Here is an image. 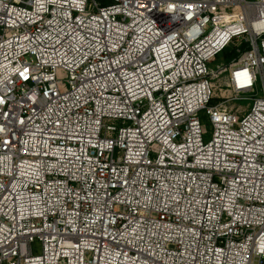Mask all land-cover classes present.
Segmentation results:
<instances>
[{
  "label": "built area",
  "instance_id": "obj_1",
  "mask_svg": "<svg viewBox=\"0 0 264 264\" xmlns=\"http://www.w3.org/2000/svg\"><path fill=\"white\" fill-rule=\"evenodd\" d=\"M0 264H264V0H0Z\"/></svg>",
  "mask_w": 264,
  "mask_h": 264
},
{
  "label": "rangeland",
  "instance_id": "obj_2",
  "mask_svg": "<svg viewBox=\"0 0 264 264\" xmlns=\"http://www.w3.org/2000/svg\"><path fill=\"white\" fill-rule=\"evenodd\" d=\"M98 2H104L105 0H97ZM240 47L239 42L235 43L234 45H231L229 49L227 50L226 54H229L233 52L234 50L237 51V49ZM229 65V63L226 62V58L223 55V53L219 54L213 62L208 64V71L209 74H214ZM212 83L214 85V99L212 101V105H220L222 108H226L229 111L234 112H240V113H248L252 107V101L246 100V99H236L235 94L228 88V79L229 75L228 73L220 74L218 77H213ZM260 89V85H259ZM255 95V93L253 94ZM261 93L259 94V96ZM203 125L208 133V138L211 136L212 129L210 125L208 124L207 120L204 119ZM38 248L35 247V253L38 252Z\"/></svg>",
  "mask_w": 264,
  "mask_h": 264
},
{
  "label": "trees",
  "instance_id": "obj_3",
  "mask_svg": "<svg viewBox=\"0 0 264 264\" xmlns=\"http://www.w3.org/2000/svg\"><path fill=\"white\" fill-rule=\"evenodd\" d=\"M243 47V46H242ZM229 48L225 49L222 53L223 55L225 56L226 58V62L227 63H230L233 59H236L238 57V53L236 50H234L233 52L229 53V54H226L227 53V50Z\"/></svg>",
  "mask_w": 264,
  "mask_h": 264
}]
</instances>
